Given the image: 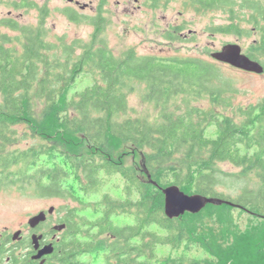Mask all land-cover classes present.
I'll use <instances>...</instances> for the list:
<instances>
[{"label":"trees","instance_id":"trees-1","mask_svg":"<svg viewBox=\"0 0 264 264\" xmlns=\"http://www.w3.org/2000/svg\"><path fill=\"white\" fill-rule=\"evenodd\" d=\"M13 5L36 7L40 14L32 26L0 20L18 32H0V187L29 186L40 196L64 199L58 206L67 228L63 246L104 264H264V97L235 104L236 88L215 61L133 49L116 55L100 36V13L65 9L73 22L93 26L92 38L51 41L46 6L31 0ZM217 30L242 32L238 24ZM86 75L93 82L70 95ZM136 82L146 85V99L156 104L188 95L206 98L208 105L164 111L155 123L120 120ZM26 140L32 143L19 147ZM128 144L139 153L138 166L114 155ZM220 162L255 172L258 182L234 187V196L225 193L221 188L240 177L228 185L233 176L216 168ZM117 177L120 194L114 195L108 186ZM173 184L230 203H208L197 213L169 218L161 189ZM233 209L259 222L240 229ZM125 217L131 222L121 223ZM161 248L170 253L160 255Z\"/></svg>","mask_w":264,"mask_h":264},{"label":"rangeland","instance_id":"rangeland-1","mask_svg":"<svg viewBox=\"0 0 264 264\" xmlns=\"http://www.w3.org/2000/svg\"><path fill=\"white\" fill-rule=\"evenodd\" d=\"M21 0H0V20L4 18H13L19 25L32 26L37 24L40 11L36 7H15L13 2ZM38 7L46 6L49 9L46 17V27L48 28V40H55L58 36H65L67 41L74 38L89 41L94 32L93 26L87 22H73L64 14L65 9H72L83 15H96L100 13L104 18V31L101 33L103 38L116 55H121L126 49H133L138 54H153L157 56H192L203 60L212 61L210 51L219 49L225 44L239 43L246 53L253 51L254 40H258L259 34L252 32V24H249L248 18L242 12L236 14L238 27L244 32L239 35L213 30L216 26H227L231 22L230 16L223 9L216 10H197L194 6L186 3L185 0H160L155 5L151 0H31ZM214 27V28H213ZM192 30L193 35L184 38L183 34ZM0 32H6L11 35L18 34L16 31L0 25ZM172 32L177 36L170 40L164 35ZM211 46V47H209ZM256 49V48H254ZM256 57L263 60L264 57L256 52ZM225 76L232 80L236 88L233 96L235 104L245 105L255 103L264 97V74L247 73L231 68L227 65H221ZM76 81L70 95L76 90L90 85L93 82L91 75L80 76ZM146 85L136 82L133 89L128 93V108L124 114H121L120 120L132 117L142 118L148 122L158 121L164 111L180 112L188 104L208 105L205 98H192L188 95H180L172 102L163 105L148 101L145 97ZM2 98V96H0ZM0 98V99H1ZM231 110H227L229 112ZM32 143L30 140L22 141L19 147H25ZM115 157L122 158L125 165L140 164V156L129 144L122 145ZM216 168L231 175L226 178L227 184L233 187H222L225 193L231 195L237 194L234 187H240L242 184L248 186L255 185L258 178L255 172H243L241 167L234 166L229 162L217 163ZM243 173V174H242ZM236 176V177H235ZM121 180L117 177L108 186L110 192L114 195L120 194ZM97 197L95 196L94 199ZM67 202L62 198L40 196L35 192L34 187L21 188L19 185H5L0 187V230L4 225L10 229L20 226L29 215L38 210L55 205L58 207ZM207 205V204H206ZM205 205V206H206ZM204 208V207H203ZM202 208V209H203ZM201 209V210H202ZM234 214V226L245 229L249 224L259 222L251 215H245L239 210H232ZM88 214L90 212L88 211ZM211 215L203 217L204 224L210 225ZM121 223L131 222L129 217L120 219ZM204 226L205 228H207ZM170 253L168 248H161L160 255ZM80 261L87 264H104L103 261L94 256L80 255Z\"/></svg>","mask_w":264,"mask_h":264},{"label":"flooded vegetation","instance_id":"flooded-vegetation-1","mask_svg":"<svg viewBox=\"0 0 264 264\" xmlns=\"http://www.w3.org/2000/svg\"><path fill=\"white\" fill-rule=\"evenodd\" d=\"M189 5L194 6L197 10H216L223 9L230 16V24H236L233 19H236L237 13H243L248 18L246 21L252 24V32L259 34L258 40H254L253 51L244 52L242 46L241 52L248 58L259 62L263 67V72L255 73L251 71H244L247 73L264 74V59L261 60L256 57V52L264 57V0H185ZM224 3H220V2ZM239 15V14H237ZM239 26V25H238ZM216 26L213 30L218 31ZM233 33V32H231ZM240 33L234 34H241ZM193 35V31L183 34L184 38ZM228 44V43H227ZM211 47V46H209ZM223 47V46H222ZM214 49L210 51L212 61L219 65H227L231 68L242 71V69L235 68L229 64L223 63L212 57V53L222 49ZM256 48V49H254ZM43 211L45 218L35 225H30L29 220L32 216ZM58 207L49 205L37 212L29 215L23 221H20V226L15 229H10L4 225L0 230V264H85L80 261V255L69 248L63 246L61 236L66 231L65 222L59 220ZM64 225L62 229H56V226Z\"/></svg>","mask_w":264,"mask_h":264},{"label":"water","instance_id":"water-1","mask_svg":"<svg viewBox=\"0 0 264 264\" xmlns=\"http://www.w3.org/2000/svg\"><path fill=\"white\" fill-rule=\"evenodd\" d=\"M212 57L220 62L242 69V71H251L255 73L263 72L262 65L248 58V56L241 52V47L235 43L223 45L221 50L212 53ZM161 190L164 194V213L165 216L169 218L178 217L185 212L197 213L208 203L221 204L222 201L230 203L228 201L201 196L199 194H187L175 184L164 187ZM44 218L45 214L41 211L30 218L29 224L35 225L39 221H43ZM63 226L64 225L56 226V229L60 230Z\"/></svg>","mask_w":264,"mask_h":264}]
</instances>
